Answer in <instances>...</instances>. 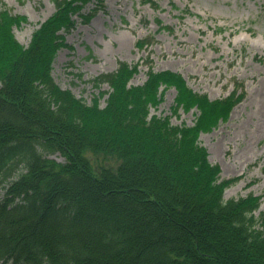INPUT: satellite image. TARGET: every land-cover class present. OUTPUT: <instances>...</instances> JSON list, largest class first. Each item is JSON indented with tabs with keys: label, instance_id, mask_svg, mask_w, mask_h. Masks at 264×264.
Returning <instances> with one entry per match:
<instances>
[{
	"label": "trees",
	"instance_id": "1",
	"mask_svg": "<svg viewBox=\"0 0 264 264\" xmlns=\"http://www.w3.org/2000/svg\"><path fill=\"white\" fill-rule=\"evenodd\" d=\"M87 1L54 0L27 47L13 34L26 19L0 10V264H264L261 197L225 200L238 178L220 180L198 144L242 95L210 101L150 67L132 86L125 62L93 80L103 107L102 92L86 104L60 89L52 63ZM171 87L193 126L151 115Z\"/></svg>",
	"mask_w": 264,
	"mask_h": 264
},
{
	"label": "rangeland",
	"instance_id": "2",
	"mask_svg": "<svg viewBox=\"0 0 264 264\" xmlns=\"http://www.w3.org/2000/svg\"><path fill=\"white\" fill-rule=\"evenodd\" d=\"M150 1L158 7L144 0L87 1L73 17L74 28L64 34L71 48L57 52L54 82L89 104L99 91H109L106 84L97 88L92 80L125 62L138 64L132 86L144 83L150 66L155 72L180 74L190 89L211 101L241 94L227 119L200 133L198 143L220 168L221 180L238 178L224 199L261 196L259 211H264V0ZM4 8L26 17L13 26L23 46L55 10L53 0H0ZM142 39L145 44L137 49ZM106 98H99L101 106ZM174 98V88L165 89L151 113L169 117L175 126H192L199 112L192 108L172 115ZM51 157L64 161L58 154Z\"/></svg>",
	"mask_w": 264,
	"mask_h": 264
}]
</instances>
